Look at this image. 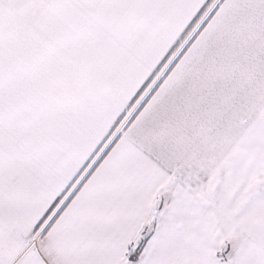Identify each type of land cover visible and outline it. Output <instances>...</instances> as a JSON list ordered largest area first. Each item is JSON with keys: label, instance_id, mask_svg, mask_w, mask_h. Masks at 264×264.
I'll return each mask as SVG.
<instances>
[{"label": "snow or ice", "instance_id": "obj_1", "mask_svg": "<svg viewBox=\"0 0 264 264\" xmlns=\"http://www.w3.org/2000/svg\"><path fill=\"white\" fill-rule=\"evenodd\" d=\"M0 264H264V0H0Z\"/></svg>", "mask_w": 264, "mask_h": 264}]
</instances>
